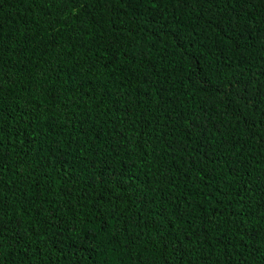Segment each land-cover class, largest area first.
I'll return each instance as SVG.
<instances>
[{"label": "trees", "instance_id": "1", "mask_svg": "<svg viewBox=\"0 0 264 264\" xmlns=\"http://www.w3.org/2000/svg\"><path fill=\"white\" fill-rule=\"evenodd\" d=\"M0 264H264V0H0Z\"/></svg>", "mask_w": 264, "mask_h": 264}]
</instances>
